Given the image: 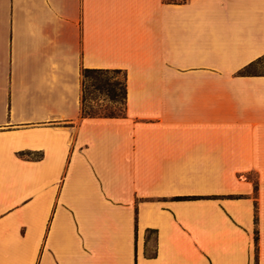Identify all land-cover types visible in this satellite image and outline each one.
<instances>
[{"label": "crops", "instance_id": "obj_1", "mask_svg": "<svg viewBox=\"0 0 264 264\" xmlns=\"http://www.w3.org/2000/svg\"><path fill=\"white\" fill-rule=\"evenodd\" d=\"M262 57L264 0H0V264H264Z\"/></svg>", "mask_w": 264, "mask_h": 264}, {"label": "trees", "instance_id": "obj_2", "mask_svg": "<svg viewBox=\"0 0 264 264\" xmlns=\"http://www.w3.org/2000/svg\"><path fill=\"white\" fill-rule=\"evenodd\" d=\"M264 62V57L258 59L257 61L251 63L245 67L241 74H259L251 72L250 70ZM264 74V73H262ZM119 75H124L123 90L119 89V83L117 78ZM83 82V93H82V118H123L126 116V106H127V75L125 71L122 70H104V69H85L82 73ZM91 81L92 86L97 89V91L109 100L114 106L111 109H104L102 106H95V99L90 98V94L87 92L86 83ZM120 104L125 105L124 114L117 113ZM115 109V110H113ZM23 156L30 157V153H22ZM257 221V220H256ZM258 238H256V241Z\"/></svg>", "mask_w": 264, "mask_h": 264}, {"label": "rangeland", "instance_id": "obj_3", "mask_svg": "<svg viewBox=\"0 0 264 264\" xmlns=\"http://www.w3.org/2000/svg\"><path fill=\"white\" fill-rule=\"evenodd\" d=\"M176 1H181V0H176ZM251 72H255V73H264V62L260 63L259 65L253 67L251 70ZM117 82L119 83V89L123 90V84H124V75H119L117 78ZM92 82L88 81L86 83L87 86V92L90 94V98L95 99V103H93L95 106L99 105L102 106L104 109L108 108L111 109L113 108V104L111 102H109L108 99H106L103 95H101L97 89L95 87L92 86ZM115 110V109H113ZM125 111V105L124 104H120L118 107V111H116L117 113H121L124 114ZM38 157V156H35Z\"/></svg>", "mask_w": 264, "mask_h": 264}]
</instances>
